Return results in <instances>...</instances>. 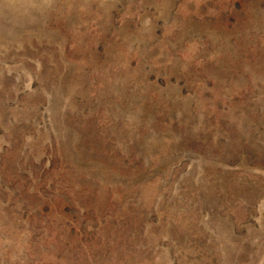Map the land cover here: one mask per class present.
Returning <instances> with one entry per match:
<instances>
[{
    "label": "rangeland",
    "instance_id": "obj_1",
    "mask_svg": "<svg viewBox=\"0 0 264 264\" xmlns=\"http://www.w3.org/2000/svg\"><path fill=\"white\" fill-rule=\"evenodd\" d=\"M0 264H264V0H0Z\"/></svg>",
    "mask_w": 264,
    "mask_h": 264
}]
</instances>
